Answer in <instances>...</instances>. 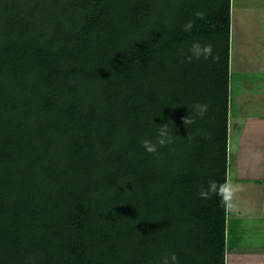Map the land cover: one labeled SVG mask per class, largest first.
<instances>
[{
    "label": "trees",
    "instance_id": "obj_1",
    "mask_svg": "<svg viewBox=\"0 0 264 264\" xmlns=\"http://www.w3.org/2000/svg\"><path fill=\"white\" fill-rule=\"evenodd\" d=\"M230 36L231 0H0V264H226Z\"/></svg>",
    "mask_w": 264,
    "mask_h": 264
},
{
    "label": "crops",
    "instance_id": "obj_2",
    "mask_svg": "<svg viewBox=\"0 0 264 264\" xmlns=\"http://www.w3.org/2000/svg\"><path fill=\"white\" fill-rule=\"evenodd\" d=\"M236 6L241 12L254 9L253 14L262 21L259 43L254 44L261 53L259 60L250 58L249 53L247 57L236 55L231 22L228 178L238 183L241 190L235 200L237 207L227 218L226 264H264V0H231V19ZM251 15L242 17V28L252 23ZM246 40L239 49L248 52L252 41L249 36ZM251 66L255 69H250ZM255 72L257 80L242 81L247 74L253 78ZM255 82H258L256 86ZM244 86L248 92L244 95L252 96L253 100L242 96Z\"/></svg>",
    "mask_w": 264,
    "mask_h": 264
},
{
    "label": "clouds",
    "instance_id": "obj_3",
    "mask_svg": "<svg viewBox=\"0 0 264 264\" xmlns=\"http://www.w3.org/2000/svg\"><path fill=\"white\" fill-rule=\"evenodd\" d=\"M203 12H197L196 17L198 19H204ZM194 24L189 21L184 25V31L189 32L192 30ZM188 60L191 62L195 60H209L213 59L215 61L219 60L218 56H213V46L211 44L202 45L199 42H194L189 48ZM207 104L196 103L191 108H189L188 115L181 118V122L189 130L188 140L192 139V133L190 127L196 123L197 119H202L208 112ZM173 125V122L169 121L163 125L156 126V139L155 141L143 140L142 146L145 151L149 154L155 155L158 153L159 148L166 147L174 143L176 135L173 134L172 129L169 124ZM241 186L235 183L231 178L225 180L224 183L218 184L215 180H209L206 187L201 186L199 191V197L203 200L211 199L213 196L220 198L223 207L227 212H232L236 209L237 205L235 203L237 193L240 192ZM177 257L173 254L170 258L165 257L162 264H176Z\"/></svg>",
    "mask_w": 264,
    "mask_h": 264
},
{
    "label": "rangeland",
    "instance_id": "obj_4",
    "mask_svg": "<svg viewBox=\"0 0 264 264\" xmlns=\"http://www.w3.org/2000/svg\"><path fill=\"white\" fill-rule=\"evenodd\" d=\"M252 10L255 11L254 9H252ZM253 11L250 12V11L246 10V12H241V9L238 8L237 6H236V13L234 14V11H232V19H231V22H232V44H233V42H235V52L236 51L238 52L236 54L237 56L240 57V55H242V57H244V56L247 57V54L249 53L250 58H257L259 60L261 50L258 47V45L255 47L254 44L259 43L258 41L260 39H259L258 35H260L259 28L261 26L262 21H259V16L254 15ZM256 14H258V13H256ZM250 15L252 17V23H250L248 26H246L245 29L242 28V23H241L242 17H249ZM248 36L252 41V46L247 48L248 52H246L245 50H243L241 48L239 49V47L242 44L245 45V43L247 41L246 39L248 38ZM253 40L256 42H254ZM251 51H253V52H251ZM255 66H257V65H255ZM250 69H255V68L253 66H251ZM251 76H252L251 74H247L246 76L243 77L242 81L245 82V80H250V79H252V81H255V80H257L256 78H258V75L256 72L254 73V77L256 76L255 78L254 77L252 78ZM237 84H240L242 86V84L239 81ZM257 84H258V82H255V86ZM245 93H248V92H247V88L244 86V88L242 89V96L246 100L250 99V98L253 100L252 96H250V95L246 96V95H244ZM256 99H257V96H256ZM237 101H239L238 97L236 99V107L238 108L239 104Z\"/></svg>",
    "mask_w": 264,
    "mask_h": 264
}]
</instances>
